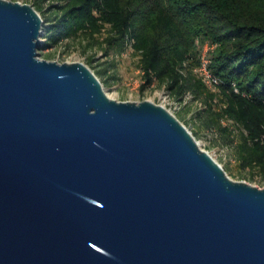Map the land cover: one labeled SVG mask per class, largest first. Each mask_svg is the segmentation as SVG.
Wrapping results in <instances>:
<instances>
[{
  "label": "water",
  "instance_id": "obj_1",
  "mask_svg": "<svg viewBox=\"0 0 264 264\" xmlns=\"http://www.w3.org/2000/svg\"><path fill=\"white\" fill-rule=\"evenodd\" d=\"M44 27L0 0V264H264V187L166 106L42 58Z\"/></svg>",
  "mask_w": 264,
  "mask_h": 264
},
{
  "label": "trees",
  "instance_id": "obj_2",
  "mask_svg": "<svg viewBox=\"0 0 264 264\" xmlns=\"http://www.w3.org/2000/svg\"><path fill=\"white\" fill-rule=\"evenodd\" d=\"M46 1L33 5L45 12ZM50 1L48 13H41L43 46L76 38L99 42L106 57L99 65L106 66L94 68L106 80L118 78L115 55L131 46L142 91L159 81L182 104L177 116L193 123L195 135L201 128L241 127L239 157L264 177V0ZM208 41L216 44L209 66L219 79L214 87L196 71ZM95 60L91 56L89 64Z\"/></svg>",
  "mask_w": 264,
  "mask_h": 264
},
{
  "label": "rangeland",
  "instance_id": "obj_3",
  "mask_svg": "<svg viewBox=\"0 0 264 264\" xmlns=\"http://www.w3.org/2000/svg\"><path fill=\"white\" fill-rule=\"evenodd\" d=\"M23 3L33 4L35 0H13ZM51 1L47 0L44 3L46 14L49 11ZM44 42H46V38ZM101 39V38H100ZM92 43V44H90ZM40 56L44 59L59 61V62H85L94 71L95 65L98 68H104L105 65H99L106 58L104 51L100 47V43L93 39H74L66 40L58 46H42ZM95 56L94 64H89V58ZM117 59L118 78L106 80L101 77L104 82L107 93L118 100L122 101H143L152 100L158 104L166 106L169 110L177 115L180 110L179 102L176 99H166L163 94L164 86L159 81L153 82L144 91L141 90V85L144 82L142 72L138 67L139 56L136 55L131 46L127 47L122 54L115 55ZM192 100V96L188 97ZM194 104V103H193ZM196 104V103H195ZM199 102V106H200ZM194 112L188 115L191 121ZM182 122L193 132L194 127L192 122ZM231 131H224L217 128H201L200 135H195L201 147L209 151L227 170L228 174L235 180L246 181L252 185L263 188L264 177L257 168L244 166L240 159L241 142L243 141V129L239 126L232 125Z\"/></svg>",
  "mask_w": 264,
  "mask_h": 264
},
{
  "label": "built area",
  "instance_id": "obj_4",
  "mask_svg": "<svg viewBox=\"0 0 264 264\" xmlns=\"http://www.w3.org/2000/svg\"><path fill=\"white\" fill-rule=\"evenodd\" d=\"M215 47H216V44L212 43L210 41L206 42L203 45L202 50L200 52L201 64L196 69V71L203 77L205 83L208 84L210 87L216 86V84L219 81V79L214 75V73L210 70V67H209L211 62H212V53H213ZM234 86L237 89L236 83L234 84ZM163 94H164V97L166 99H169V100L173 99V97L171 96V94L168 92V90L166 88H164ZM190 95L191 94H188L186 96L187 100H188V97ZM200 104L202 105V103H200ZM181 107H182V104H180V102H179V108L181 109Z\"/></svg>",
  "mask_w": 264,
  "mask_h": 264
}]
</instances>
